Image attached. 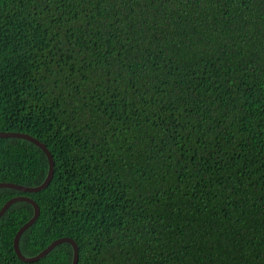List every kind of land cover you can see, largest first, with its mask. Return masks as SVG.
Listing matches in <instances>:
<instances>
[{"label": "trees", "instance_id": "1", "mask_svg": "<svg viewBox=\"0 0 264 264\" xmlns=\"http://www.w3.org/2000/svg\"><path fill=\"white\" fill-rule=\"evenodd\" d=\"M0 131L54 161L0 188L25 257L264 264V0H0ZM47 171L0 138V183ZM32 215L0 264H71L17 257Z\"/></svg>", "mask_w": 264, "mask_h": 264}, {"label": "water", "instance_id": "2", "mask_svg": "<svg viewBox=\"0 0 264 264\" xmlns=\"http://www.w3.org/2000/svg\"><path fill=\"white\" fill-rule=\"evenodd\" d=\"M0 138H22L25 139L29 142H32L33 144H35L36 146H38L46 155L47 159H48V171H47V175L44 179V181L35 187H29V186H24L21 184H15V183H9V182H1L0 183V188H10V189H14L20 192H26V193H33V192H38L44 188H46L48 186V184L50 183L52 176H53V170H54V161L53 158L51 156V153L49 152V150L46 148L45 144H43L42 142H40L38 139L32 137L29 134L26 133H20V132H15V131H0ZM17 201H26L29 204L32 205L33 207V215L32 217L24 224L22 225L19 230L17 231V233L14 236L13 239V249L15 254L17 255V257L23 261V262H34L37 261L38 259L44 257L47 253H49L54 247H56L57 245L61 244V243H69L72 246L73 249V255H72V262L71 264H77V259H78V247L76 242L69 238V237H63V238H59V239H55L54 241H52L46 248H44L40 253H38L35 256L32 257H25L19 248V240L20 237L22 235V233L29 228L38 218L39 216V206L37 205V203L29 197H14L11 198L10 200H8L0 209V216H2L7 209L15 202Z\"/></svg>", "mask_w": 264, "mask_h": 264}]
</instances>
